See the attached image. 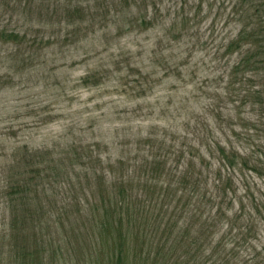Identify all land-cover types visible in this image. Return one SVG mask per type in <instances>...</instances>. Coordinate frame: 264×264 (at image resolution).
Returning a JSON list of instances; mask_svg holds the SVG:
<instances>
[{
  "label": "trees",
  "instance_id": "obj_1",
  "mask_svg": "<svg viewBox=\"0 0 264 264\" xmlns=\"http://www.w3.org/2000/svg\"><path fill=\"white\" fill-rule=\"evenodd\" d=\"M62 1L48 0L50 19ZM69 1L62 10L68 24L92 15L91 3ZM229 15L226 24L234 22L237 32L222 47L234 58L221 77L222 96L213 95L228 109L210 108L225 139L208 123L205 137L197 126L186 130L184 140L191 133L198 145L183 166L179 146L173 150L159 137L139 141L135 156L119 157V166L91 164L96 183L80 186L81 194L90 192L83 200L62 198L52 182L90 154L76 147L48 159V151L26 148L21 158L15 148L0 165V264H68L71 231L81 232L78 214L87 231L78 243L87 244V257L79 264H264V200L251 197L248 182L241 194L236 180L237 170L264 171V0H233ZM168 24L181 35L177 20ZM0 41L19 43L20 36L3 28ZM169 156L176 158L174 171L166 169Z\"/></svg>",
  "mask_w": 264,
  "mask_h": 264
},
{
  "label": "rangeland",
  "instance_id": "obj_2",
  "mask_svg": "<svg viewBox=\"0 0 264 264\" xmlns=\"http://www.w3.org/2000/svg\"><path fill=\"white\" fill-rule=\"evenodd\" d=\"M69 3L58 4L59 15L50 19L48 0L0 2V29L20 36L19 43L0 41V165L15 148L21 158L28 148L48 151L52 159L80 147V154H90L87 164L52 183L62 198L83 200L90 192L81 194L80 186L96 183L91 164L99 168L135 156L134 148L147 138L184 149L182 166L190 147L198 145L191 133L183 138L194 126L205 137L211 135L209 124L225 139L210 108L228 109L213 103V95L222 96L221 77L228 61L233 63L222 47L237 32L234 22L226 24L233 0H80L75 3H91L92 15L74 24L62 13ZM172 20L181 35L170 31ZM98 155L103 162L97 163ZM175 159L169 158L166 169L174 171ZM240 171L241 194L248 182L251 197L264 200V171ZM76 224L81 232L71 231L68 264L87 257V244H78L87 232L79 214Z\"/></svg>",
  "mask_w": 264,
  "mask_h": 264
}]
</instances>
